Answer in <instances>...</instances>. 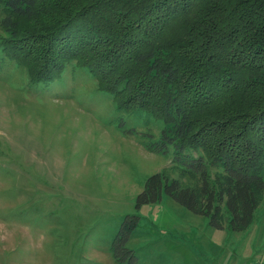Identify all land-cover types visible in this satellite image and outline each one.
I'll return each instance as SVG.
<instances>
[{
    "label": "trees",
    "instance_id": "trees-1",
    "mask_svg": "<svg viewBox=\"0 0 264 264\" xmlns=\"http://www.w3.org/2000/svg\"><path fill=\"white\" fill-rule=\"evenodd\" d=\"M0 19L22 51L2 46L35 81L76 62L125 109L164 121L155 149L172 147L201 188L154 174L138 209L165 194L217 229L223 205L233 231L251 225L264 191V0H0ZM138 222L117 235L119 261L136 259L126 244Z\"/></svg>",
    "mask_w": 264,
    "mask_h": 264
},
{
    "label": "rangeland",
    "instance_id": "rangeland-1",
    "mask_svg": "<svg viewBox=\"0 0 264 264\" xmlns=\"http://www.w3.org/2000/svg\"><path fill=\"white\" fill-rule=\"evenodd\" d=\"M1 20L0 264H129L113 251L129 216L139 217L126 244L132 264H264V191L242 232L231 229L225 205L223 229L165 194L138 209L154 174L201 188L172 147L155 149L164 121L125 109L76 62L61 80L35 81L2 46L22 51Z\"/></svg>",
    "mask_w": 264,
    "mask_h": 264
}]
</instances>
